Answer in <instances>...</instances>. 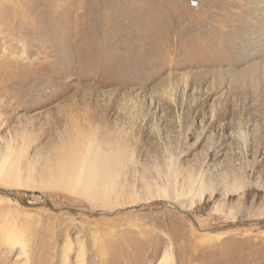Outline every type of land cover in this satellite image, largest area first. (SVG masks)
Wrapping results in <instances>:
<instances>
[{
    "label": "rangeland",
    "instance_id": "374dc122",
    "mask_svg": "<svg viewBox=\"0 0 264 264\" xmlns=\"http://www.w3.org/2000/svg\"><path fill=\"white\" fill-rule=\"evenodd\" d=\"M2 161L0 264H264V0H0Z\"/></svg>",
    "mask_w": 264,
    "mask_h": 264
},
{
    "label": "bare ground",
    "instance_id": "6f19581e",
    "mask_svg": "<svg viewBox=\"0 0 264 264\" xmlns=\"http://www.w3.org/2000/svg\"><path fill=\"white\" fill-rule=\"evenodd\" d=\"M57 156H61L57 164H53L54 161L49 162L50 168L47 169L48 173L46 172L48 185L80 194L92 200L99 199L108 205L113 203L112 194L118 186L116 183L114 184L116 181L112 180L109 175L110 159L103 154L100 145L93 144L85 153L78 154H74L73 148L63 150ZM3 162L0 163V178L4 177L11 183L17 182L18 172L13 168L6 167ZM83 254H79L81 259L84 257Z\"/></svg>",
    "mask_w": 264,
    "mask_h": 264
}]
</instances>
